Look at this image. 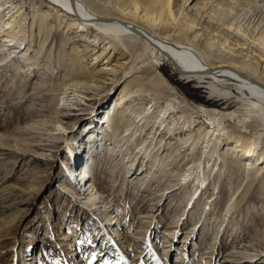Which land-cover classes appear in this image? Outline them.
<instances>
[{
	"label": "rangeland",
	"instance_id": "obj_1",
	"mask_svg": "<svg viewBox=\"0 0 264 264\" xmlns=\"http://www.w3.org/2000/svg\"><path fill=\"white\" fill-rule=\"evenodd\" d=\"M6 1H10L7 5L18 4L21 10L15 19H24L17 36L8 28L0 32V264H264V200L259 197L258 185L250 192L247 188L252 170L264 161V125L240 130L246 137L255 129L261 134L254 137L259 146L252 157L242 154L240 147L230 150V157L246 164L245 170L234 168L235 178L225 171L233 159L223 162L220 155L225 145L234 146V120L224 110H239L236 115H242L237 97L227 102L219 99L210 94L207 84L183 77L177 67L164 62L159 71L170 84L164 92H155L142 80V90L128 96L123 106L124 122L129 111L133 115L149 109L147 127L133 125L132 136L115 141L107 135L101 141L104 130L100 126L107 129L103 117L114 108L121 87L82 82L74 88L75 94L71 92L58 105L50 97L39 98L33 85L53 88L68 74V68L75 67L69 59L61 67L52 62L57 54L70 51V46H62L65 37L59 30L50 36L56 40L52 63L47 59L48 45L38 58L43 37L37 36V29L31 31L33 10L37 17L45 11L52 16L56 13L40 0ZM216 2H208L206 11ZM247 3L235 0L234 7L225 11L227 18L235 15L246 25L251 17L249 12L243 13ZM207 19L204 26L212 24ZM3 22L0 11V26ZM73 35L82 50L99 49L90 42L89 30ZM218 41L220 37L213 38L212 50ZM229 41L234 42L231 35L226 43ZM130 42L129 47L134 44ZM262 43L253 48L255 55L264 51ZM7 48H13L10 57L5 55ZM108 50L115 59V48ZM139 65L140 70L149 66ZM136 71L126 76V81H135L136 75L154 76ZM208 100L215 104L206 105ZM168 105L170 114L162 117L159 108ZM54 106L55 114L49 109ZM187 119L193 121L191 127L183 125ZM211 120L216 122L211 125ZM159 122L163 124L156 130ZM198 127L211 130L206 137L209 140L191 147ZM182 140L187 143L177 151ZM143 141L148 145L147 156L145 146L141 151L140 146L135 148ZM215 141L218 146L212 152ZM163 143L176 148L179 156L168 159L171 149L163 150ZM260 153L263 160L259 161ZM32 157L39 163L32 162ZM209 157L215 162L213 171L206 165ZM250 160L257 164L253 167ZM192 161L194 166L189 164ZM76 166L82 168L80 174ZM83 170L84 181L80 179ZM261 174L264 176V171ZM202 177L205 181L199 188ZM237 186L239 190L231 198ZM191 195L194 198L189 200ZM31 256H36L35 260Z\"/></svg>",
	"mask_w": 264,
	"mask_h": 264
},
{
	"label": "bare ground",
	"instance_id": "obj_2",
	"mask_svg": "<svg viewBox=\"0 0 264 264\" xmlns=\"http://www.w3.org/2000/svg\"><path fill=\"white\" fill-rule=\"evenodd\" d=\"M40 1L45 3V6L51 8L56 14L52 16L51 14L49 15V11H45L41 17H37L36 11L33 10L31 31L34 33L32 28H34V30L37 29V36L43 37L41 48H39L36 55H38V58L42 57L44 54V47L48 45L50 46V50L47 59L50 60L53 53L52 50H54L56 44V40L51 39L53 37L50 36L62 30L64 32L63 37H65L62 46L69 44L70 51L63 55L57 54L54 58L55 61L52 59L53 61L50 60V62H55V65L61 67L65 65L66 60L69 59L75 67L68 68V74H63L59 79V84L55 87L52 86L53 88L33 85V90L36 91L39 98L48 99L50 97V99L55 100L58 105L60 100L67 99L69 95H71V92L75 94L74 92H77V90L74 88H77L82 82L89 83L90 85L94 84V86L108 83L113 85V88L120 86L121 88L114 101V108L110 113L108 111V114L103 117L102 121L107 124V129H104L102 125L100 126V128L104 130V134L102 135V132L100 133L101 136L99 140L102 141V137L107 135L111 137L110 139H115V141L125 137L128 138L130 135L132 136L134 134L133 131L138 125H140V128L144 129L147 127L148 122L146 123V119L149 114V109L143 108L141 112L133 115V112L129 111L130 117L124 122V113L126 110L124 111L123 106L126 98L142 90L141 87L144 84L142 80L146 81L145 83L147 86L150 85L153 87L151 89L155 92L159 94L163 93V90L166 89V85L168 86L170 84L159 71V65L168 62L172 66L177 67L183 77L195 79L200 83L207 84L208 88H210L211 95H217L219 99H224L226 102L232 97H237L236 101L240 103L242 115L240 113H238L240 114L239 116L238 114L236 115V113L239 112L238 108V111L234 110L233 112H230L228 109H223L224 111H229L226 115L231 116L235 124L231 129V132H233V135L231 134V139L233 140L234 146L231 144L225 145L227 147L220 154H223V162L226 161V159H233L230 157L229 153L230 150L235 147H240V151L246 156L252 157L257 153L259 145L254 137H258L261 134L259 129H255L252 136L248 137L240 134L242 133L240 130H242L243 127L244 130L242 131H245V129L247 130L252 124H255L257 127L264 125V51H259L260 53L255 55L256 52L254 50L257 49V47L259 48V45H262V42H264V0H248L247 9H244L243 13L249 12L251 17L247 19L248 24L246 23V25L235 15L227 18L225 14V11H230L231 8L234 7L232 3H235V0H213L217 2L210 11H206V7L207 3L212 0ZM231 1L232 3H230ZM8 2L10 1L0 0V11H2V20L4 21L0 26V32L8 28L13 35L17 36L20 26H22L20 21L24 18L16 20L15 18L18 16L21 7L19 8L18 4L7 5ZM251 8L253 9L251 10ZM36 18L38 19L36 20ZM206 18H208L207 21L209 23H212L211 25H203V21ZM213 25L216 26L212 27ZM18 27L19 29H17ZM83 29L91 32L92 35L90 36H92V39H90V42L96 43L99 49L95 50V48H88L82 50L79 45H75L76 35L74 36L73 33L76 34V31L82 32ZM249 29H252L251 31H254V33L256 31L258 36L255 37L253 32L251 33L248 31ZM230 35L234 42L229 41L226 43ZM214 37H220L221 42L218 41L220 43L217 46L215 45L216 48L212 50ZM242 38H244L243 41H241ZM124 39H127L129 42L134 41V44L129 47V42ZM7 41L10 42L11 40L7 39ZM255 41L257 42L256 45H254ZM15 44L18 45L19 43L15 42ZM248 45L250 48H248ZM13 46L14 48L17 47L15 45ZM111 47L115 48V53H113L115 59H111L112 53L108 50ZM11 49L13 48H7L8 53H5L6 57H10L13 53V51H9ZM132 49H135L137 52L132 53ZM126 53L131 56L126 55ZM17 58L20 59L21 57L17 56ZM93 59H96V61H93ZM137 60L140 61L136 62ZM140 63L148 64L149 66L144 70H140ZM135 70L142 75L154 73V76L148 78L136 75L134 77L136 82L126 81V76ZM160 84H164V86H160ZM232 87L236 89L235 91L239 94H237L234 89H231ZM172 88L173 86L170 87V89ZM43 90H45V92H40ZM232 94H234V96H231ZM206 102L207 105L211 107L213 106L212 104H215L214 102H209V100ZM51 104L52 101L47 105L50 106ZM170 108L169 105L165 107L161 106L158 112L162 117H165L170 114ZM49 109H51L54 114L57 113V108L55 106L49 107ZM248 119L251 120L248 121ZM153 122V125H155L156 121ZM183 122V125L187 127H191L193 124V121L188 119ZM215 122L216 121L211 120V125ZM122 123L124 124L120 128ZM162 124L163 123L159 122L156 130L159 129ZM133 125L135 127H133ZM156 130L154 133H156ZM194 131L195 136L190 143L191 147L199 142H207L209 140L206 141V137L211 133V130L198 127ZM212 133L214 132L212 131ZM162 142V139L157 142L158 149L162 146ZM186 143L187 141H179V148H177V151L180 150L182 146H185ZM144 144L145 141L135 145V148L140 146L139 151H141L140 149L144 148ZM163 144V150L165 148L171 149L168 152V159H175L179 156V154L177 155L176 148H170L166 143ZM211 145L214 147L213 149L211 148L213 152V150L217 148L216 146H218V141H215L214 144ZM147 150L148 145L145 146L143 152L145 155L148 152ZM210 156L212 157V155ZM211 157L206 159V165L207 168L209 167V169L213 171L215 162H210ZM134 159H136V154L134 155ZM258 160H263V155L261 153L259 154ZM31 161L39 163V160L35 157H32ZM160 163L162 165L163 162ZM170 163L174 162L171 161ZM189 164L194 166L195 161ZM251 164L254 167V164H257V162L251 161ZM258 164L260 167L256 170H252V173L250 172L251 177L247 188L248 191L253 190V187L258 185L261 191L259 197L264 200V176L261 174L264 171V166H261L264 164V161ZM229 165L231 167L227 168L225 171L230 172V176L233 178H235L233 173L235 171L234 168H240V166H242L245 170L246 166V164L240 165L235 159H233V163ZM76 168L77 173L80 174L79 170H82V168L80 166H76ZM84 171L85 170H83L80 178L82 181H84V176L86 177ZM69 173L73 175L74 170L71 169ZM246 176H248V174ZM243 178L246 177L243 176ZM204 181L202 177V179H200V185H198L199 188L202 187ZM85 183L86 182H83V186H85ZM238 190L239 186L235 188L230 197L232 198ZM195 192L196 190L194 189V193ZM245 193L247 194V192ZM191 196L189 200L194 198V196ZM230 201L228 200V203ZM35 257L36 256H31L30 258L31 260H35Z\"/></svg>",
	"mask_w": 264,
	"mask_h": 264
},
{
	"label": "trees",
	"instance_id": "obj_3",
	"mask_svg": "<svg viewBox=\"0 0 264 264\" xmlns=\"http://www.w3.org/2000/svg\"><path fill=\"white\" fill-rule=\"evenodd\" d=\"M204 103L207 105V102L206 101Z\"/></svg>",
	"mask_w": 264,
	"mask_h": 264
}]
</instances>
